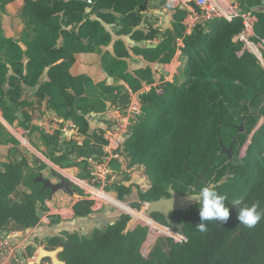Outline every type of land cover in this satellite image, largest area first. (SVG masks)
I'll list each match as a JSON object with an SVG mask.
<instances>
[{"label":"trees","instance_id":"trees-1","mask_svg":"<svg viewBox=\"0 0 264 264\" xmlns=\"http://www.w3.org/2000/svg\"><path fill=\"white\" fill-rule=\"evenodd\" d=\"M13 1L0 0V9ZM149 1L96 0L86 11L82 0H23L24 29L17 39H0V115L10 125L20 119L18 125L26 129L32 118L25 109L43 105L59 118L71 120L86 135L85 146L91 138L101 145L102 133H88L87 116L108 107L121 111L129 101V90L106 83L107 78L123 81L130 90L151 83L148 65L128 69L130 52L149 63H166L174 56L179 38L182 59L176 78L140 93L141 113L124 142L126 170L143 166L148 183L138 191L139 202L134 205L168 196L169 186L184 195L211 184L226 196L229 218L223 223L205 222L207 231L199 232L197 203L170 212L172 224L154 213L155 219L185 239L158 238L147 256L141 253L147 228L137 225L125 230L127 215L97 235L67 232L46 237L40 244L56 251L59 264H264V219L249 229L239 223L233 207L234 201L258 203V210L264 212V69L253 54L242 51L237 38L242 29L239 16L215 18L188 33L185 10L177 8L171 14V29L140 28ZM237 1L249 9L262 5L263 0ZM254 15V32L263 37L264 9ZM104 24L116 25L118 36L156 42L129 48L117 39L113 54L100 55V47L112 42ZM98 59L101 76L95 70ZM44 71L47 80L39 83ZM22 85H38L32 98L23 96ZM219 140L226 148L233 142L231 158L222 152ZM66 146L74 152V143ZM81 155V151L76 153ZM66 158L65 154L52 156L51 161L69 167L72 164ZM34 162L21 155L2 164L0 233L33 227L46 209L51 188L38 177L44 178L49 167L38 158ZM111 168L119 175L126 172L116 161ZM115 191L123 199L131 188L115 186ZM90 205L89 200L80 199L74 205L75 213L87 215ZM35 250L29 247L28 256Z\"/></svg>","mask_w":264,"mask_h":264},{"label":"crops","instance_id":"crops-1","mask_svg":"<svg viewBox=\"0 0 264 264\" xmlns=\"http://www.w3.org/2000/svg\"><path fill=\"white\" fill-rule=\"evenodd\" d=\"M155 0H151L148 2L146 9L143 11L142 18L146 15V13H154L155 8L150 7V3L154 2ZM23 5V0H14L12 3L7 5V9L4 10L0 9V39L3 38H13L17 39L19 37L20 32L25 27V20L20 15L21 7ZM169 8V7H168ZM157 13H163L164 11L157 8ZM171 12V11H170ZM168 12V18H166L165 23L163 24L160 21L156 23L141 26L139 22L140 28H146L148 26H152L153 28H160V29H171V22H172V12ZM6 13V14H5ZM12 16L14 17L16 24H19V28L16 30H10L6 27V20H11ZM94 17V15H92ZM141 18V19H142ZM141 21V20H140ZM110 25L112 24H104V27L111 33L112 42L105 47H100V55L108 52L113 54V42L117 39H121L124 41L127 47L131 48V46H143V45H150L151 43L154 44L156 41L149 42V41H134L130 39L128 35H114L110 31ZM162 25V26H161ZM14 27V26H11ZM181 51L180 49L176 50L174 56L166 63H157V62H146L144 59L138 55L133 54L130 52V57L127 59L128 62V69L134 70L140 67H144L148 65L152 71V82L148 85L154 86L157 85L155 83V79L158 75L163 76L165 82H173L177 76L181 65ZM101 59H98L96 62V75L101 76L102 68H101ZM158 70V71H156ZM173 76V77H172ZM172 77V78H170ZM154 79V81H153ZM47 80V72L44 71L40 76L39 83ZM108 84H115L124 86L125 89H129L128 85L123 81H116L111 77H108L106 80ZM37 86L30 87L26 85H22V94L25 98L30 99L32 98L31 95L37 89ZM143 86V85H142ZM141 86V87H142ZM140 87V88H141ZM138 88V89H140ZM24 92L28 95H24ZM28 114L31 115L30 122H26L27 127L26 129L18 125L20 119H16L12 125L8 124L1 116L0 122V170L2 169V164L9 161L10 159L17 158L19 159L22 156H25L29 162L34 165V161L36 158L42 160L49 168L53 171L59 173L61 175V171L64 170V174L68 176L76 175L77 177L84 176V172L81 169L82 163L80 162V158L82 156L88 155H98L101 153V145L95 143L94 139H90L88 145H84V140L86 135L81 134L77 129H68L66 131L63 130L64 127H67L69 123H72L71 120H64L59 118L53 110L45 108V106L41 105H34L33 107H28L25 109ZM121 114L120 110L114 107H108V109L103 113H90L87 116L88 121V133H102L107 129L108 125L111 122L118 118ZM19 118L20 115H19ZM3 122L5 124H3ZM15 127L18 130H21L20 138L15 136L7 126ZM78 128V127H77ZM11 134L16 137L18 140L17 144H14L11 141ZM24 137V138H23ZM21 140L25 141L26 147L20 142ZM63 142L61 144V149L59 148V144H54L55 142ZM72 142L74 143V152H69L70 147H67V143ZM76 144V145H75ZM56 148V149H55ZM58 150V151H57ZM83 152L84 155L80 157L76 156L77 152ZM67 155L65 160H69L68 162H73L69 167L61 168L60 166L54 164L51 161V157ZM76 161H72L75 160ZM81 163V164H80ZM85 163V162H84ZM84 165V164H83ZM59 171H57V169ZM122 168L123 165L120 164ZM136 168H140L141 174L144 172L143 168L137 166L130 168L129 172L135 170ZM56 169V170H55ZM123 170V169H121ZM134 172L130 173L132 178L125 180V187H129L132 184L134 179ZM62 176V175H61ZM45 178V177H44ZM64 178L65 177H61ZM60 178V179H61ZM50 180L52 183L59 182ZM66 180V179H65ZM140 190V185L138 184L135 187H132V191L130 194L125 195L123 201L126 203H130L134 205L135 203L139 202L138 198V191ZM76 194V193H75ZM78 197H75L71 194H68L62 189H57L51 196L45 201V211L42 212L39 221L30 228L25 230H14V231H5L13 241L24 240L23 236L27 231H33V241L32 243L28 244V246L22 252V257L26 258L28 256V248L29 247H36L37 244L40 245V242L44 240L46 237L50 236H64L65 233H73L76 232L79 235L85 236H94L101 233L107 226L117 222L120 217L122 216V212L114 207V206H104L100 209H96L90 205V212L87 215H77L74 210V205L80 199H87L85 194H78ZM134 228V224L132 221H128L125 227V230ZM28 242V241H26ZM37 243V244H36ZM43 246L44 245H40ZM39 247V246H38ZM36 247V250L37 248ZM47 262V261H45Z\"/></svg>","mask_w":264,"mask_h":264},{"label":"built area","instance_id":"built-area-1","mask_svg":"<svg viewBox=\"0 0 264 264\" xmlns=\"http://www.w3.org/2000/svg\"><path fill=\"white\" fill-rule=\"evenodd\" d=\"M82 1L86 4V11H89L96 2V0ZM165 2L170 5L169 10L171 12L177 8L185 10L183 22L188 33L197 24L207 23L215 18L229 20L235 16H239L241 18L242 29L238 33L237 38L242 43V51L253 54L264 69V36L258 37L254 32L256 21L254 12L257 9H264V0L262 1V5L258 6L259 8L249 9L242 8L237 0H165ZM181 45L182 42L178 38L177 50ZM151 87L148 84H143L140 89L129 90L127 106L120 111L119 117L114 119L102 134L104 143L101 145V153L98 155L82 156L79 159L80 161H85L88 179L71 178L60 172L63 177L84 191L92 207L100 209L104 206H114L122 212V215L129 217L134 227L141 225L147 228L146 239L141 247L143 256L149 254L158 238H170L174 242H181L185 239L184 235L176 231L175 233L174 230H171L170 233L161 232L163 229L156 224L157 222L154 218L145 213L147 202L142 203L140 207L131 205L119 198L115 191V186L124 185L125 180H121L119 174L112 170L111 164L116 161L123 165L124 168L126 167L127 156L123 150L124 142L141 113L140 93L148 91ZM68 129L78 130L73 123H69L67 127L63 128L64 131ZM20 142L26 147L25 141L21 140ZM140 167L143 168V166ZM147 184V177L143 172L140 190H145ZM23 239L16 242L6 233H0V264H35L34 260L37 256V250L31 256L22 257L24 249L33 241V231H27ZM42 264H49V262L44 261Z\"/></svg>","mask_w":264,"mask_h":264},{"label":"clouds","instance_id":"clouds-1","mask_svg":"<svg viewBox=\"0 0 264 264\" xmlns=\"http://www.w3.org/2000/svg\"><path fill=\"white\" fill-rule=\"evenodd\" d=\"M198 204L200 222L196 224L199 232H206L205 222H226L229 218V207L225 206L226 196L220 194L213 185L207 184L198 191H190ZM233 207L240 224L251 229L254 228L262 219L264 212L258 210V203L241 204L234 201Z\"/></svg>","mask_w":264,"mask_h":264},{"label":"water","instance_id":"water-1","mask_svg":"<svg viewBox=\"0 0 264 264\" xmlns=\"http://www.w3.org/2000/svg\"><path fill=\"white\" fill-rule=\"evenodd\" d=\"M241 10V9H239ZM240 130L243 129L242 126L239 128ZM221 144V140H219ZM233 143V142H232ZM232 143L231 145L226 148L221 144L222 152L226 153L229 158L232 157ZM202 177V175H199ZM38 180L43 182L45 187L51 188L50 196L57 190L62 189L68 194H71L75 197H78L72 190L71 182L66 181L64 178H61L59 182L52 183L50 180L42 178V176L38 177ZM195 198L193 197V193L187 192L184 195L179 194L176 190L169 186L168 188V196L160 197L157 200H152L148 202L146 215L152 216L154 213L161 214L165 217V221L168 224H172V220L168 217L170 212L173 211H184L189 209L192 205L196 204ZM45 259L50 260L52 264H59V261L56 258V251L54 250H46L45 247L39 246L37 248V256L34 260L35 264H42Z\"/></svg>","mask_w":264,"mask_h":264},{"label":"rangeland","instance_id":"rangeland-1","mask_svg":"<svg viewBox=\"0 0 264 264\" xmlns=\"http://www.w3.org/2000/svg\"><path fill=\"white\" fill-rule=\"evenodd\" d=\"M154 6V8H155V11H154V13H151V14H149V13H146V15L141 19V21H140V25L141 26H147V25H150V24H153V23H156L157 21H160V22H162L163 24L165 23V21H166V18H168V12H170V10H169V8H168V6H167V3L165 2V0H155L154 2H151L150 3V7H153ZM157 8H159L160 10H162V11H164L163 13H157ZM256 8H259V7H256ZM6 9H7V7H6ZM171 13V12H170ZM6 14V13H5ZM92 15H94V14H92ZM6 22H7V24H6V27L7 28H9L10 30H13V29H17V28H19V24L17 23L16 24V21H15V19H14V17L12 16V18H11V20H6ZM11 26H14V27H11ZM162 26V25H161ZM116 30H117V27H116V25H110V31L114 34V35H116ZM1 34V33H0ZM100 54V53H99ZM156 71H158V70H156ZM173 77V76H172ZM172 77H170V78H172ZM153 81H154V79H153ZM163 81H164V78H163V76H160V75H158L157 77H156V79H155V83L156 84H161V83H163ZM124 87V86H123ZM124 89H125V87H124ZM24 95L26 96V95H28V94H26V92H24ZM1 115H0V122H1ZM3 124H5L4 122H3ZM7 126V125H6ZM7 128L15 135V136H17V137H19L20 138V136H22L21 135V130H18L17 128H15V127H11V126H7ZM24 138V137H23ZM244 151H245V149H244ZM72 161H76V159L75 160H72ZM81 163H82V169H83V172H84V176H82V177H80V176H76V175H74V177H77V178H81V179H88L87 177L88 176H86V166H85V161H80ZM80 163V164H81ZM70 164H73L74 165V163L73 162H71ZM84 164V165H83ZM48 167V166H47ZM56 169H57V167H55ZM49 169V168H48ZM48 169H46V172H45V178H48V179H51V180H53V181H59V179L62 177L59 173H57V172H53V171H51V170H48ZM55 169V170H56ZM121 169H123V170H125L126 172L125 173H123V174H121V175H119L120 176V179L121 180H128V179H130V178H132L131 176H130V173H135L134 174V179H133V181H132V184H130L129 185V187L131 188V191H132V187H135V186H137L138 184L140 185L141 183H142V174H141V170H140V168H136L134 171H132V172H129V170H126L124 167H122ZM57 171H59V169H57ZM61 172H64V170L63 171H61ZM116 173V172H115ZM71 178H73V176H70ZM66 179V178H65ZM66 181H68L69 182V180L68 179H66ZM71 182V181H70ZM71 187H72V190H73V192L74 193H76L77 194V191H75L76 190V188H74V186L76 187L77 185H74L72 182H71ZM124 186V185H123ZM78 187V189H80L81 191H82V193H84V191L79 187V186H77ZM147 204H148V202H147ZM152 218H154L153 216H152ZM154 220L157 222L156 224L161 228V229H163V231H161V232H163V233H170V231L171 230H173L171 227H169V226H167V225H165V224H163V223H161V222H159L157 219H155L154 218ZM174 232H175V230H174ZM176 233V232H175ZM37 244V243H36ZM40 245H43V244H40ZM39 244H37L36 245V247H38V246H40ZM48 262V261H47ZM50 264V263H49Z\"/></svg>","mask_w":264,"mask_h":264}]
</instances>
